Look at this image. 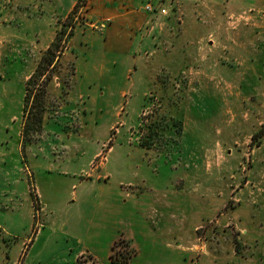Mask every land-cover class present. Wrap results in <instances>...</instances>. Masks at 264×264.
Here are the masks:
<instances>
[{
  "label": "rangeland",
  "instance_id": "1",
  "mask_svg": "<svg viewBox=\"0 0 264 264\" xmlns=\"http://www.w3.org/2000/svg\"><path fill=\"white\" fill-rule=\"evenodd\" d=\"M150 1L167 10L153 44L100 77L88 63L76 71L79 51L95 66L111 61L100 54L112 19L93 14L94 0H0V264H26L56 222L65 236L44 247L41 264L65 245L67 264H264V0H146L145 13ZM63 28L72 35L41 76ZM76 30L90 49L74 47ZM34 74L27 109L35 98L44 116L25 137ZM28 143L53 163L68 159L80 180L110 183L88 233L46 208L27 169L22 211H7ZM70 189L61 185L62 197ZM77 207L66 212L81 219Z\"/></svg>",
  "mask_w": 264,
  "mask_h": 264
},
{
  "label": "crops",
  "instance_id": "2",
  "mask_svg": "<svg viewBox=\"0 0 264 264\" xmlns=\"http://www.w3.org/2000/svg\"><path fill=\"white\" fill-rule=\"evenodd\" d=\"M145 1L146 0H94L93 14L98 17H109L112 19V22L104 35V38H106L104 47L107 46V48H102V53L100 54V57L105 59L110 58L111 61L107 62L105 60L102 64L95 66L90 63V59L87 57L88 54L86 57L82 54L86 52L79 51L76 59L77 72H80L84 63H88V66L92 67L91 72L99 74L100 77L107 73H117L119 67L118 63L121 60L133 59L142 45H147L149 47L153 44L151 42L152 34H154L152 31L157 28L158 20L164 19V16L161 17L154 15V17H159L156 19L152 15L145 13L143 9ZM160 1L162 2L161 5L164 6L168 0ZM144 29H146L145 32ZM40 33V35H43L44 31H40ZM181 38L182 37L178 35H174V38L172 39L169 38L171 41L169 45L172 46V53H169L167 57H173L175 55L177 43L180 42L179 40H181ZM72 39L74 40L73 45L76 41L77 46L74 45V47L76 46L77 49L82 45H84V47L87 46L88 49H90V38H87V34L82 31L76 30ZM138 55L139 54H137V56ZM97 56H99V54ZM133 67L135 72L140 68L137 63ZM121 68L123 70L124 67L121 66ZM28 144L30 145L25 146L23 152L20 151L18 155L19 158L23 159L25 167L23 168L19 165L18 168H16V166L13 168V170L16 171V174L14 175L20 177L21 173H23L25 180L18 177L13 179L12 184L17 186V189L12 196L10 194V196L4 199V202H9L11 204L10 209L6 210L8 212H13V214L17 216L18 213L16 212L22 211V206H24V203L22 202L25 200L18 195V192L26 182V173H24V169H27L31 175V179L34 180L33 184L35 183L46 208L55 210L56 214L62 212L63 209L64 218L67 219L66 222H76L73 224L75 231L83 230L88 233L93 226L97 211L100 207V202L97 198L99 196L103 197L106 187L110 183L101 182L99 177H96L95 180L90 179L91 181L89 179L80 180L76 175V170L72 173L67 171V164L70 163L68 159L60 160L57 158L53 163L51 158L46 156V150L43 152L44 155L40 156L38 155L39 153L35 152L34 149L30 147L31 143ZM32 144L35 145L34 143ZM1 171L4 172L3 169H1ZM10 176L11 174L9 173L8 178ZM65 183L71 185V191L72 188H75L72 191V194L69 195L71 200L62 197L60 192L61 185H64ZM81 187H84V190L79 194L76 191ZM77 205H80L79 208H82L84 205L83 213L80 215L82 217L81 219L76 218L74 213L71 215L69 212H66L67 207H70V211H72L75 208H78ZM56 224L57 222L54 226ZM54 226L50 228L49 226L44 225L43 229L39 231L28 249L26 264H33V261L35 260L41 264L43 259L42 252L45 249L44 247L47 248L50 241L57 235L65 236L61 229L56 230ZM110 248L111 243L108 256L111 254ZM13 249H16V247ZM70 250V245L52 248V264H67L66 257L69 256ZM55 260L56 262H54ZM12 262H14V260H12Z\"/></svg>",
  "mask_w": 264,
  "mask_h": 264
},
{
  "label": "trees",
  "instance_id": "3",
  "mask_svg": "<svg viewBox=\"0 0 264 264\" xmlns=\"http://www.w3.org/2000/svg\"><path fill=\"white\" fill-rule=\"evenodd\" d=\"M67 34V35H66ZM72 35V32H67L66 28H63L56 41L49 47L47 50L46 54L44 55L43 59L41 60L38 68H37V73H40L41 76L44 75L50 67L55 68V58L57 56L56 52L59 50V42L64 40L65 36L70 38ZM66 39V41H67ZM69 41V40H68ZM36 73V74H37ZM34 74L30 80L27 83V94L25 98V112H26V120H25V126H24V136H28L30 131H35L37 128L38 130H41L42 127V122H43V112H44V107L42 106L43 102H38L35 98L33 99L32 106L31 108L27 109L28 106L30 105L31 101L30 98L32 97V90L30 89L31 84L33 83V80L36 76ZM51 76V75H50ZM35 84V83H34Z\"/></svg>",
  "mask_w": 264,
  "mask_h": 264
},
{
  "label": "built area",
  "instance_id": "4",
  "mask_svg": "<svg viewBox=\"0 0 264 264\" xmlns=\"http://www.w3.org/2000/svg\"><path fill=\"white\" fill-rule=\"evenodd\" d=\"M146 11L150 15H155V16H161V15H166L167 10L166 9H160L158 6H155L152 1L148 2L147 5L145 6Z\"/></svg>",
  "mask_w": 264,
  "mask_h": 264
}]
</instances>
